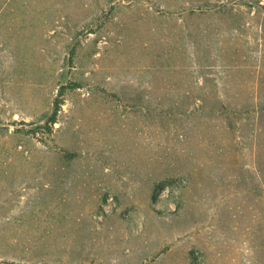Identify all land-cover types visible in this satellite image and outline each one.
Instances as JSON below:
<instances>
[{
    "label": "rangeland",
    "instance_id": "374dc122",
    "mask_svg": "<svg viewBox=\"0 0 264 264\" xmlns=\"http://www.w3.org/2000/svg\"><path fill=\"white\" fill-rule=\"evenodd\" d=\"M0 264H264V0H0Z\"/></svg>",
    "mask_w": 264,
    "mask_h": 264
},
{
    "label": "built area",
    "instance_id": "2783aa9c",
    "mask_svg": "<svg viewBox=\"0 0 264 264\" xmlns=\"http://www.w3.org/2000/svg\"><path fill=\"white\" fill-rule=\"evenodd\" d=\"M168 192V188L162 192V195ZM115 208L113 197L108 195L106 200L101 204L100 210L96 216L99 221H102L105 215H108Z\"/></svg>",
    "mask_w": 264,
    "mask_h": 264
},
{
    "label": "trees",
    "instance_id": "16d2710c",
    "mask_svg": "<svg viewBox=\"0 0 264 264\" xmlns=\"http://www.w3.org/2000/svg\"><path fill=\"white\" fill-rule=\"evenodd\" d=\"M6 1L9 2L10 0H6ZM59 107H60V104H59L58 101H56L54 103V113H53V115L49 119L50 122H52V123H55L56 122V114L59 111Z\"/></svg>",
    "mask_w": 264,
    "mask_h": 264
}]
</instances>
